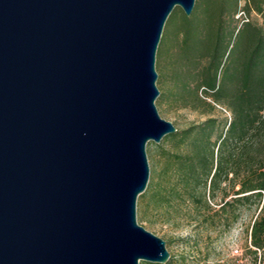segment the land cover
<instances>
[{
  "label": "water",
  "instance_id": "1",
  "mask_svg": "<svg viewBox=\"0 0 264 264\" xmlns=\"http://www.w3.org/2000/svg\"><path fill=\"white\" fill-rule=\"evenodd\" d=\"M196 0H0V264H165L137 222L156 54Z\"/></svg>",
  "mask_w": 264,
  "mask_h": 264
},
{
  "label": "trees",
  "instance_id": "2",
  "mask_svg": "<svg viewBox=\"0 0 264 264\" xmlns=\"http://www.w3.org/2000/svg\"><path fill=\"white\" fill-rule=\"evenodd\" d=\"M157 62L165 86L158 103L205 119L164 138L162 168L141 202L169 216L196 201L207 215L196 225H213L215 216L225 232L240 219L237 204L255 202L259 212L245 233L257 261V252L264 255V0H196L189 17L175 8ZM217 107L228 118L216 117ZM218 194L214 211L209 200Z\"/></svg>",
  "mask_w": 264,
  "mask_h": 264
},
{
  "label": "rangeland",
  "instance_id": "3",
  "mask_svg": "<svg viewBox=\"0 0 264 264\" xmlns=\"http://www.w3.org/2000/svg\"><path fill=\"white\" fill-rule=\"evenodd\" d=\"M155 69L158 74L156 86L159 92H162L165 90V86L159 84L160 70L157 54ZM158 98L155 104L160 117L171 122L178 130L205 119L203 114L189 109L176 108L168 101L159 104ZM216 109L214 114L216 117L228 118L227 112L218 107ZM168 148L169 143L164 141V138L158 144L153 142L147 144L146 155L150 169L147 188L156 181L162 168V161L159 160L160 149ZM236 189L238 186H235ZM196 203V201L188 200L180 213H171L169 216H165L160 214L154 205H145L138 197L137 222L165 242L171 264H264V255L262 257V254L257 252V261H254V256L247 251L248 249L255 250L249 246L245 233L259 212L255 202L237 204L236 207L241 216L228 232L223 231L218 225L215 216L213 225H196L195 221H202L207 216L203 210H197ZM209 203L214 211L217 210L218 204L221 203V195L218 194L215 200L211 199ZM144 263L146 262L141 261L139 264Z\"/></svg>",
  "mask_w": 264,
  "mask_h": 264
}]
</instances>
